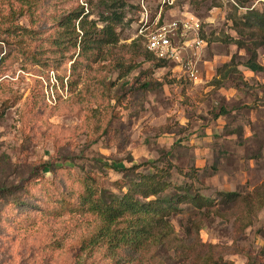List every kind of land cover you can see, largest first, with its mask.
I'll use <instances>...</instances> for the list:
<instances>
[{
    "label": "rangeland",
    "instance_id": "rangeland-1",
    "mask_svg": "<svg viewBox=\"0 0 264 264\" xmlns=\"http://www.w3.org/2000/svg\"><path fill=\"white\" fill-rule=\"evenodd\" d=\"M110 1L0 0V188L20 186L7 198L14 202L0 198V264H264V208L242 229L244 204L225 196L264 189V72L248 69V50L229 38L238 36L236 14L264 0H176L165 9L200 24L207 45L195 81L145 59L139 0L116 4L125 16L119 40L106 42L100 18ZM159 1L148 0L152 11ZM81 8L85 49L61 25ZM168 166L172 186L151 198L174 200L177 237L138 251L91 246L104 221L89 208L84 179L122 195L132 177ZM186 192L213 205L177 201Z\"/></svg>",
    "mask_w": 264,
    "mask_h": 264
},
{
    "label": "trees",
    "instance_id": "trees-1",
    "mask_svg": "<svg viewBox=\"0 0 264 264\" xmlns=\"http://www.w3.org/2000/svg\"><path fill=\"white\" fill-rule=\"evenodd\" d=\"M248 1L235 0L237 6H244ZM117 3L121 5V8L126 5L124 0H111L110 3H106V9L110 14H103L100 18L106 23L101 32L104 33L106 37L105 41L108 43L119 40V32H115V26L122 23L125 17L122 12L119 13L116 10ZM135 7L137 10L139 9L138 6ZM236 12L238 11L236 10ZM78 20H80L82 34L76 32V21ZM87 22L88 16L84 15L83 8L70 11L61 21L66 34H70L71 38L75 34L74 37L76 39L73 44L75 47L78 46V43L83 49L87 46L90 47L89 45L92 41L89 37L90 30L87 27ZM93 25L95 32L98 33L96 23L93 22ZM233 30H235L238 36L237 38L229 36L230 40L239 48H246L249 52L250 56L246 62L247 68L255 72H264V64L258 61V48H264V7L262 9H250L243 15L236 14L233 18ZM144 56L146 60L155 61L156 67H164L166 65L165 61L158 60L146 50ZM143 85L149 87V82H144ZM142 165L135 164L133 167L137 168ZM133 167L118 169L129 173L128 171L133 170ZM170 173L171 166L159 168L154 173L138 174L137 178L132 177L128 181L127 191L122 195L107 193L104 188L98 189L89 182L92 178L86 177L84 182L86 184L85 189L90 196L89 208L93 212L98 213L104 221V224L95 236L97 240H91V246H94L93 244L97 242L106 241L109 250L112 253H117L123 247H130L134 251H138L162 245L176 238L177 232L175 226L170 221L171 214L178 210V207L174 205V200L172 198L164 200L160 197L151 198L159 196L172 186V182L169 180ZM185 174L193 177L195 171L185 172ZM89 185L92 186L90 187ZM19 187L0 188V198L7 200L9 196L16 193V189H19ZM97 192L101 194L97 198L92 199L91 197L96 195ZM3 195H6V197ZM225 196L228 200H234L235 204L240 201L244 204L241 218L242 229L251 225L253 216L257 215L264 208V189H258L254 194L248 196H240L237 192H228ZM15 199H8L7 201L12 203ZM183 200L191 201L198 209H204L213 205L211 199L200 194L190 195L186 192L177 199V201ZM199 228L200 226L197 227L198 231ZM208 261L215 264H230L229 262L215 261L213 258H209ZM248 264H253L251 258Z\"/></svg>",
    "mask_w": 264,
    "mask_h": 264
},
{
    "label": "built area",
    "instance_id": "built-area-1",
    "mask_svg": "<svg viewBox=\"0 0 264 264\" xmlns=\"http://www.w3.org/2000/svg\"><path fill=\"white\" fill-rule=\"evenodd\" d=\"M175 4L176 0H160L157 10L152 11L148 0H139L137 37L147 52L166 62L164 67L195 81L201 75L199 61L207 43L194 16L165 17V9Z\"/></svg>",
    "mask_w": 264,
    "mask_h": 264
}]
</instances>
